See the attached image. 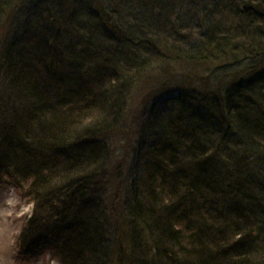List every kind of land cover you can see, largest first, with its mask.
Wrapping results in <instances>:
<instances>
[{
    "label": "trees",
    "instance_id": "16d2710c",
    "mask_svg": "<svg viewBox=\"0 0 264 264\" xmlns=\"http://www.w3.org/2000/svg\"><path fill=\"white\" fill-rule=\"evenodd\" d=\"M5 183L59 264H264V0H0Z\"/></svg>",
    "mask_w": 264,
    "mask_h": 264
},
{
    "label": "rangeland",
    "instance_id": "374dc122",
    "mask_svg": "<svg viewBox=\"0 0 264 264\" xmlns=\"http://www.w3.org/2000/svg\"><path fill=\"white\" fill-rule=\"evenodd\" d=\"M154 101L147 105V102H143L136 92L131 96L120 125L122 134L113 148L116 151L115 160L119 161L121 157L125 158L126 152H129V155L132 152L131 147L135 146L140 121L152 107ZM122 161L123 159L119 161L121 162L120 166L125 171L131 161L129 159L128 163ZM32 211L33 204L23 198L15 188L6 183L0 185V264H59L48 252L29 254L19 248L21 231L31 217ZM114 231L111 228L110 239L119 237L120 241L123 240L124 243L128 241L125 226H119V235Z\"/></svg>",
    "mask_w": 264,
    "mask_h": 264
},
{
    "label": "bare ground",
    "instance_id": "6f19581e",
    "mask_svg": "<svg viewBox=\"0 0 264 264\" xmlns=\"http://www.w3.org/2000/svg\"><path fill=\"white\" fill-rule=\"evenodd\" d=\"M127 240H129V238H128ZM128 244H129V243H128Z\"/></svg>",
    "mask_w": 264,
    "mask_h": 264
}]
</instances>
